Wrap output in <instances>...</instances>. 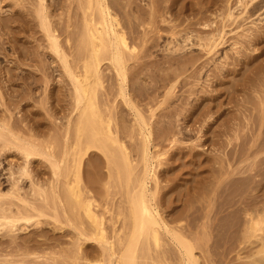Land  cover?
Masks as SVG:
<instances>
[{"label":"rangeland","instance_id":"rangeland-1","mask_svg":"<svg viewBox=\"0 0 264 264\" xmlns=\"http://www.w3.org/2000/svg\"><path fill=\"white\" fill-rule=\"evenodd\" d=\"M28 1L29 0H27V1L23 0V2H22L23 3L22 4L23 9L22 8L18 9V7L13 6L10 1L8 2V0H0V22H1L0 24L3 25V27L0 26V43L4 46L3 48L5 49L4 53H0V111L2 110L0 112V118H2V116L3 117L4 116L10 117L11 122H14L15 125L17 122L18 132L20 135H23L24 137L27 138L31 134V135H33V139H35L37 141V143H41V144L43 143V144L48 145L47 143L49 142V144L51 146H54L55 143L57 142L56 139L60 138V140H58V143L60 142V144L56 143L57 146L53 147V151L56 154L57 153L56 151L60 152L62 149L61 142H63L62 138H63V135L65 133V130H64L65 125H66L65 123H66V120H67L69 115L71 118L70 122L72 121V123H70V126H69L70 134H69V139H68L69 143L67 144V148L70 149L72 144L75 143L74 123L76 122V115H75V113H71L72 112L71 103H73V100H72L71 93H70V86L68 85L66 80L62 79L63 81L62 80L60 81V79H61L59 76L60 75V69L58 66L57 59L50 52H47L45 49L44 50L41 49V47L45 48L47 43L45 41V38L43 37L42 31L40 30V28L38 26V19L36 17V13H35L36 8H37V3H36L37 1L34 0V1H36V2H34L33 0H30L29 3H28ZM31 1H33L34 3ZM86 1L87 0H54V1L53 0H49V1L45 0V3H44L46 6V9H47L48 16L50 17V20L52 22L55 20H56L55 22L60 21L57 24H55V22H53L55 24V26L53 25V28L59 34L60 41L62 43H64V48H65L66 53L69 55L68 59H69L72 67H74L77 64L75 61V58L73 56L74 47L77 45L78 40L80 39V36L82 34L83 27H84L83 6H85ZM115 1H117V0H115ZM259 1H260L259 9L260 8L261 9L258 10L257 14H254L249 19H247L246 17L248 15L246 14V12L245 13L241 12L242 7L240 6L241 7L240 8L239 4H237V2H235V0H226V1L225 0H183V1L181 0L182 7H180L181 3H179L178 4L179 8L176 6L171 11L172 13L168 12V14H167V12H165V13H163L164 15L162 14L160 17L156 18V23L154 25L153 24L147 25L148 23L146 21H148V19H147L145 14L149 10L150 0H126V3H125V0H119L118 3H116V2L113 3V4H115V6L111 3L112 0H108V5L112 9L110 11H111L112 15L116 16L118 18V20H120L119 22L122 25L119 28H121V30H124L123 32H124L125 36H127L126 39H127V42L130 46L139 45L142 42V37H144V33L147 34L146 38L149 37V35H150V37H149L150 41L156 40V42H157L156 47L157 48L156 47L154 48L153 54L149 57L150 59L148 58L149 60H151V62H153V61L154 62H160V60H162V58L165 56L164 53L168 54L167 51L165 52L163 50H165L166 48H169L168 47L169 45H170V48L173 45V44L168 43V41H171L174 39L171 36V33H170L171 27H169V26L175 25L178 30L183 29V27H184L183 25L186 26L190 22H193V21L196 22L198 20V17H199L201 22L208 20V18L210 21L214 20L217 22V21H219V20H216V19H218L217 17H219L222 14L223 8L227 4H228V7H230L229 9H231V11L233 12V14L235 16L240 14L238 21L244 15V17H242L244 19V21H243V19H241L240 23H235L234 24L235 28L232 25H231L232 28H231V26H229V28L227 27L228 29L225 28V32H226V30H229L226 33V35H228V34L229 35L228 36L225 35L226 38L227 37L228 38L224 39L225 42L221 45V47L219 46V49L217 48V51H216L217 53L215 52V55L212 56L213 59L211 58L210 60H208V58L202 56V58L196 64V66H198L197 70L195 68H188V70L182 76H180V78L178 79V82L176 83L175 94H174V97L172 98V99H176V100H172V103H171L170 107H168V109L173 111V109L176 110V108H177V110H179L180 112L182 110L180 117L174 118L175 121H177V122L179 120V122L177 124L178 126H176L174 128V131H178L181 128V130L179 132H177V134H178L177 136L179 137L178 138L179 142L176 143L174 147H172L170 145L169 141H163V143H162V141H160V138L155 139V137H157L159 134V131H156L154 133L155 134L158 133V134L155 135L153 133V135H154L153 136V138H154L153 142L157 145H155L153 143V145L150 148L152 154L154 151H155L154 154L155 153H162V152H166V154H167V156L165 155V156H163V158L161 157V160L158 161L159 163H161V166L158 165V162L154 163V166H155L154 171H155L156 177L158 179L157 201H159V203H160V211L163 212L162 216H165V217L167 216L168 224L170 226H176V224L179 225V223L170 220L171 219L170 217L175 215V214H180L182 212V210L184 208H186L188 206V204H190V201L194 200L193 201L194 206L197 205V207L199 208V209H197V207H196L195 209L194 208L191 209L192 210L191 212H195V213H192L191 215L192 216L195 215V217H191L190 215L187 217V218H190V217L192 218V219L190 218L191 222L192 221H193V223L195 222L194 223L195 226H193V223H191L192 224V226H191V224L189 223V220L187 218L181 219V223H180L181 225L182 224H184V225L189 224L187 227L188 230H186V232H187L186 234L190 235L187 238L191 241V243L195 247L194 248V254H195V257L198 259V264H264V262L259 261V259L257 258V255L255 254L256 250L260 247V243H261V240L259 242V239H261L262 237H259V236H262V235L258 234L259 236H256L253 238H248L247 235L245 234L246 233L245 232L246 226L244 227V225L248 224V222L246 220L249 218V215L253 216V218H254L255 216H259L260 214H262L264 212V210H263L264 209V130L263 129L258 130V127H256V128L253 127L254 122H256V120H255V118H256L255 115H257L256 111H254V114H253V111H251V112L246 111V109L248 111L252 110V105H253L252 103L256 102V101L251 102V107H247V105L250 106V104H249L250 101L256 100V98H254L253 100H249V103H248L246 100V97H244L245 95L249 94V92L251 95L253 94V92H255L253 89H250V88L246 89L245 88L247 86V82H246V86L244 85L245 86L244 90H242V88H243L242 85L241 86L238 85L233 90H231L230 87H228V91L231 90L232 92H234V94L232 92H228L226 90V88H227V86H229V84H230V86H233V84H232L233 81L235 84L237 79H239V78H241V80H242L243 77H246V81H247L246 70L249 69L250 66L248 65L247 69H246V65H247L246 60L247 59L245 58V56L243 57L245 60L242 58V56L244 54L245 55L251 54V53L253 54L256 51L259 53L260 49L262 48L263 49V54H262L263 56L262 55L259 56L257 58V60H255L256 63L253 61V63H254L253 66H255L256 68H258V67L261 68L264 65V63H263L264 62V37H263L264 36V5H262L261 0H259ZM208 2H210V3H208ZM50 3H52V4H50ZM234 4L238 5V6H236V8L239 7V10L234 7L235 6ZM263 4H264V2H263ZM130 5H131V7H130ZM26 7H28V9ZM128 7H130V8H128ZM177 9H179V10H177ZM190 9H191V12H190ZM10 11L12 12L11 15H14V18L12 16L13 19L10 17L11 16ZM15 11L16 12L18 11L20 13L24 12V14L26 16H28L29 18L26 17L24 14H20L17 12V14H20L21 17L23 16L22 18L25 17V19H21V18H19L20 17L19 15H17V14L15 15V13H16ZM29 11H30V13H29ZM234 11H235V13H234ZM139 12H140V14H139ZM141 14L143 16L145 15V17H143L142 20H139V19L135 20L134 19L135 17L137 18L138 16L142 17ZM204 14H205V16H204ZM217 14H218V16H217ZM131 15L133 18L130 17ZM199 15H201V16H199ZM6 16H9L8 17L9 19ZM30 16H32V17H30ZM2 18L3 19L7 18L9 21H7V19H6V22L2 23V20H1ZM10 18H11L12 23H10ZM131 18H132V20H130ZM245 18H246V20H245ZM163 19H164V22H163ZM133 20H135V21L132 22ZM7 22H8V25H7L8 27L6 26V24H4ZM13 22H15V23H13ZM138 22H141V23H138ZM178 23H180V24H178ZM218 23L219 22H217V24ZM59 24H61V25L59 26ZM143 24H144V26H143ZM237 24H239L238 25L239 27H237ZM152 26L153 27L155 26L154 28L156 29V32H154V34H152L153 33L152 31H154L155 29ZM167 26L169 27V28H167L168 30L166 29ZM194 28L197 31H199V30H201L202 27H200L198 25ZM151 29H153V30H151ZM65 30H67V31H65ZM182 33H184V31H182ZM243 33L244 34L246 33L247 35L250 34V39H249L250 42L253 39H255L256 37H260V40L258 39L257 42H254L255 44L252 41L251 42L252 44H251V43L247 42V39L241 38V35ZM75 34H76V36H75ZM238 34H241V35H238ZM261 37H263V38H261ZM66 39H69V42L66 43ZM237 41H239L238 42L239 44L236 43ZM166 44L167 45L169 44V45L165 46ZM164 47H166V48L164 49ZM192 47L190 49H188L190 51H188L186 53V57H188L187 59L200 58L199 56H196L197 54L199 55L202 53V52L200 53V51H199L200 49L195 48L196 46H192ZM162 48H163V50H162ZM254 50H256V51L254 52ZM25 52H26V55H23L24 57L21 58V59H24V60H22L23 61L22 62L20 57H22L21 54L22 53L24 54ZM37 52L38 53L41 52L42 54L40 53V56L39 55L37 56L36 55ZM242 53H243V55H242ZM27 54H28V56H27ZM45 54L46 55L48 54V55L46 56ZM201 55H203V53ZM194 56H196V57L194 58ZM186 57L185 58L183 57V58L186 59ZM52 58H54V60ZM241 59H243V60L239 61ZM205 60H207L209 62H208V64H205V67L202 68V72H201L200 71L201 70L200 68L202 67L201 63L205 62ZM30 61H32V62H30ZM33 61H35L36 64L33 63ZM245 61H246V63H245ZM14 62H15V64H14ZM241 62L243 64H241ZM106 64H107V62L104 63V66ZM252 64H250L251 67H252ZM260 64H262V66ZM14 65H15V68L13 67ZM221 65H223V66H221ZM16 66L17 67L19 66L20 68L16 70ZM46 66H47V70H46ZM50 66H52V67L55 66V67L53 69H51ZM105 67H103L104 70H102L103 71L102 74L104 73L103 74V88H101L98 91V102L100 104L101 111L103 113L107 114V112H110V110H112L113 112L118 111L122 106L117 104L118 108L115 110V104H116L117 100H116V102L112 103V97L115 96V91H116V87H117L116 83L117 82L111 74L110 75L112 77H110V75L108 73H111V72L107 73L108 70L106 71ZM206 67H207V69H206ZM13 68L15 69L14 72L11 71ZM220 68H222V69L228 68V71H232V72H229L227 74V76H226V74H224L225 77L222 78L219 75V74H221L218 70ZM54 69H56V70H54ZM204 69H206L207 73L205 72ZM241 69L243 71V72L242 71L241 72L244 76L241 75V72H240ZM25 70H27V71H25ZM28 70L32 71L33 73L32 72L31 73L33 75H35L36 78H34V76H32V74ZM51 70H52V73H51ZM235 70H239V72H234ZM253 71L254 72L248 71L249 74L251 73V75H252L251 76L248 74L249 79L252 81L254 79L253 82H257L256 77L258 76L259 73L254 74L256 71H255V69ZM8 72L12 73L13 75L15 74L14 77L12 75L10 77L9 76L10 74ZM42 72H45L49 75L46 77L45 75H43ZM191 73H192V75H193V73L194 74L196 73V75H198V73H199L200 75L196 76L197 78H194V77H192ZM52 75H53V77H51ZM107 75H109V76H107ZM239 75H241L242 77H239ZM30 76H32L33 78L31 77L32 79L31 78H29V79L34 83L29 81L28 77H30ZM214 76L216 77L215 81H217V78H219V79H222V81H225L226 85L228 84L227 86L225 85V87H224V85H222L226 90L225 93H224V88L222 86H220L221 87L220 88L219 86L216 85L217 83L212 81L215 79ZM217 76H219V77H217ZM55 77H58V79H56ZM233 77H235L236 79L234 80ZM105 78L107 80H105ZM182 78L183 79L186 78L185 79L186 82ZM53 79H54V81H53ZM112 79L115 82V83H113L115 85L112 84L113 81H110ZM130 79H131V77H130ZM151 79L154 80L157 78H148L145 76V77H143L142 80H138V81H142L139 83H142L143 87L140 86V84L138 86H140L142 90H143V88H146V87L148 89L149 86L154 85L153 81ZM232 79H233V81H232ZM56 80L58 81V83ZM241 80H238V81H241ZM51 81H53V82H51ZM59 81L61 82L60 83L61 85H59ZM231 81H232V83H230ZM45 82L47 83V85L45 84ZM62 82H66V83H62ZM182 82H184V83H182ZM215 85L219 88H216ZM63 86H67L68 89L66 87L64 88ZM178 87H181L180 90L178 89ZM149 88H151V87H149ZM152 88L150 90H152ZM237 89L241 90L242 92L245 91L243 93H246V94L243 96L242 94H240L242 92L238 91ZM142 90H140V91H142ZM215 91H217L218 95L220 93L219 97L217 96V94H214V93H216ZM235 91L236 92L238 91V92L235 93ZM247 91H248V93H247ZM110 92H112L111 94H113V95H110ZM155 92L150 93V96H149L150 99H152L153 94ZM164 92H165L164 88H162V90L160 88L158 89V93L157 92H156L157 94L155 93L157 100H161V96L164 94ZM176 92H177V94H176ZM227 92H228V94H227ZM226 94L229 96L228 99H226V97H227ZM250 94L248 95V97L251 96ZM254 94L258 96V94L256 92ZM29 95L31 96V98ZM158 95H160V96H158ZM255 95H252V96L254 97ZM28 96H29V99H28ZM213 96H215V97L217 96L219 101H222V104L224 102L223 107H222V111H224L223 113H225V114L222 113V116L221 115L219 116V115H217V113H215L213 116H216V117L218 116L217 119H219V120H217V122L214 121L213 122L214 124L211 125L212 127H210V128L205 127V125L202 126L203 123H201L200 121H198L200 123H198V122L194 123V120L196 121V118L198 115L196 113L201 112V111H199L201 107H205V105L203 106V102H205V100H207L208 104H209V100L213 99L212 98ZM185 97H187L189 101L188 100L186 101L187 98L185 99ZM242 97L245 98L244 100H246V102L248 104L246 103V105H243V104H245V101L242 99ZM183 98H184V101L181 100ZM234 98L238 100L239 104L241 102H243L242 105L244 108L245 107L246 108L245 109L241 108V110H244V111L241 112V110L238 109V107L240 108V107H242V105L241 104L236 105L237 100H235ZM196 99H197V101H196ZM203 99H205V100H203ZM229 99L231 100L230 101L231 104L228 103ZM118 100H119V98H118ZM180 101H181V103H180ZM185 101H186V104L185 103L182 104V102H185ZM216 101L217 100H215V102L213 103V105L215 104L214 106H216ZM225 101H227V102H225ZM233 102H234L235 106L233 105ZM24 103H26V104H24ZM139 103H138L139 105L138 104L137 105H138V109L140 110L141 114L143 115L144 118H146V119L149 118V116H150L149 107H152L153 105L150 106L151 104L148 103V100L147 101L146 100L140 101ZM217 103H218V101H217ZM153 104H155V103H153ZM177 104H180L181 106L180 105L177 106ZM194 104H197L196 107L194 108V111L196 112L199 109L198 112H196V113L194 112L193 113L194 116H187L190 114H187L188 112H185L184 110H186V111H189V109L191 110L192 106ZM143 105L145 106V108L143 107ZM232 105H233V107H232ZM179 106L181 108H178ZM182 106H184V108ZM174 107H176V108H174ZM248 108H250V110ZM124 109L126 111H124ZM124 109H123V111H124L125 115L123 114V111H122L123 117L128 118L130 121V122H126V121H128L126 119L125 125L129 126V123L131 124L128 127L129 129H127V130H129V132H131V134H133V139H129V137L125 136V135L123 136V132H121L119 134L118 139L121 140V142H123V144L126 146L127 150L130 151L131 159H132L133 164L135 166V173L139 174L141 171V164H137V162L139 160L138 156L134 155L135 152L133 154L131 151L140 145L141 136L138 132L137 127L134 126L135 124L133 123L134 122L133 113L130 112L126 107ZM201 110H202V108H201ZM238 111H240L241 116L238 114L239 113ZM46 112H48L49 115H48V113L46 114ZM243 112L245 114L250 113L251 115H249V116L251 119H249L247 115L245 117L246 119L245 118L243 119V117H242V115L244 116ZM65 113H67V115ZM126 113H128V114H126ZM36 114H39V115H36ZM182 114H184V115H182ZM236 114H238L240 116V118L242 119V120L240 119V121H242V122H240V126H239V121H237V119H236V117H237ZM11 116L14 117V119L16 118V121ZM63 117H64V119L66 118V120H64ZM184 117H186V119ZM224 117L226 119L229 118L227 120H230V121L227 122V120H226V122H224L225 121ZM232 117H234V119ZM115 118H117V115L115 116ZM189 118H191V119H189ZM247 118L249 119V122H248ZM174 119H173V121H174ZM192 119H194V120H192ZM222 119L224 121L222 123H220L222 121ZM243 120L246 123V125L244 124ZM60 121H61V123H60L61 125L59 124ZM234 122H235V124H234ZM56 123L58 124L57 126L59 128L57 126H55ZM223 123H224V125H223ZM242 123H243V126H242ZM62 124L64 125L63 129H62L63 130L62 133L55 131V130L61 131ZM244 125L247 126L249 129L247 127H245ZM225 127H227V128H225ZM177 128H179V129H177ZM205 128H207V130ZM245 128H247L248 130ZM113 131H114V127H113ZM237 131H239V132H237ZM49 132H51L52 134L55 133L54 137L52 136V134H48ZM57 132L59 134H57ZM180 132L182 134H179ZM238 133H239V135L242 133L243 134L242 136L247 134V137H243L244 139L242 138L241 135H240L241 138L239 137V135H238L239 138L234 137V136H237L236 134H238ZM60 134L62 137L60 136ZM125 134H129L128 131ZM212 134H214V135H212ZM58 135H59V138H56V136L58 137ZM47 137H49V138L51 137L50 140H52V141L50 142V140ZM233 137L235 138L234 141H232ZM53 138H55V139L53 140ZM175 138H177V137H175ZM245 138H247V140ZM125 139H127V141ZM239 139H240V142H239ZM241 139H243V140H241ZM228 140H231L232 142L231 141L229 142ZM155 141H157V142H155ZM241 141H243L244 143ZM8 142L9 141L4 142L3 140H0V155L2 154V156H0V166H1V170H0V173H1L0 174V184H1L0 186L1 187H0V190L3 189L5 191V193H6V190H8L9 187H11L10 186L11 180L7 178V176L9 177L8 169H10L12 167H13V169L15 167L17 168L19 165H21L23 163L22 158L20 159V156H22V155L18 154L19 153L18 151L12 150L13 149L12 145L10 144V142L9 143ZM234 142H236V143L233 144ZM199 143H201V144L203 143V144L201 145ZM205 143L207 144V146L204 145ZM209 143H213V144L210 145ZM222 143H224V144L222 145ZM225 144H228L229 146L228 145L225 146ZM6 145H7V147H5ZM195 145H197L198 148L202 147L203 151H200L201 149L196 148L197 146L195 147ZM199 145H201V146H199ZM233 145H234V147H233ZM222 147H224V149H221ZM229 147H232L233 150ZM54 148H55V150H54ZM225 148L226 149L228 148V149L226 150ZM167 149L169 150L168 152H167ZM229 149H231V150H229ZM3 150L6 152H3ZM228 150L230 152L232 151L231 157L226 155V152H229ZM10 151H11V154H10ZM198 152H199L200 157L198 156ZM196 154H197V156H196L197 159H196V157H194ZM200 154H202V156ZM177 155H178V157H177ZM180 155H182V156H180ZM228 155H230V153H228ZM172 157H174V158H172ZM195 159L199 160V162L196 161ZM216 159H217V162L219 161V163L214 161ZM69 160H70V158L67 157L68 162H69ZM91 160L93 163V160H94L93 157L91 158ZM206 160H207V164L204 165ZM35 162L40 163V164L37 163L39 166L36 163H34V161H33V164H35L37 166L32 165V163L30 166H33V169H32V167L29 166L30 169L34 170L33 171V176L35 177L34 182L38 183L41 180L40 182L44 181L42 183V184H44V183L52 180V175L50 173V168H49L48 164H46L45 161H40V160L35 161ZM68 162H66L67 165H68ZM88 162L86 161V164L84 163L85 164L84 167L87 166L83 169L84 173L87 171H90V167H89ZM201 163H202V165H201ZM219 164H221V167L222 166L223 167L221 168ZM98 165H99V167H101V172H103V175H104L102 180H101V184L96 182V180L94 178L95 172H92L91 173L92 179H94L93 181L95 183L92 184L91 186H89V188L87 190H89V192H90L89 193L90 197L95 201L96 208L94 210L98 211V213H100L103 217V223H104V229L106 232V237L109 241H111L113 243V251H115L117 253L121 249V245H119V241L117 240L116 233L118 234V236L120 238H123V236L125 234V226L122 225L123 215L125 212L124 190L120 185L121 183H118L117 181L112 180L110 182L109 193H108V195H106V192L104 189V186H105L104 184L108 180L107 170H106V167H104L103 163H100V164L98 163ZM164 167H166V168H164ZM16 168L14 170H16ZM161 168H162V170H160ZM169 168H170V171L168 170ZM212 168L214 170H212ZM220 168L222 171H225V174L228 177H225V176L223 177V175H225V174H223V172L221 170H219ZM167 170H168V172H167ZM211 171H213V172H211ZM214 171L215 172L217 171V173H214ZM219 171L221 172L220 174H219ZM232 172H233V174H232ZM165 173L168 176L167 175L165 176ZM2 174H4V175H2ZM215 174H217L218 179L221 181L225 178L223 181L226 180L228 183L227 182L225 183L223 181L222 182L224 183L223 185H226V186H223L222 184H220L221 181H219V183L216 185V182L218 181V179L216 178ZM229 174H231V175H229ZM163 175H164V177H163ZM201 175H203V176H201ZM200 176L202 178L204 177L203 178L204 181H202V178ZM166 177H167L168 181L166 180ZM230 177H232V180H233V181L231 180L232 183H231V181H228V178L230 180ZM37 178H39V181ZM164 178H165V181H164ZM35 179L37 181H35ZM211 179L213 181H216V182H214L213 187L211 186V184L213 182ZM9 180H10V182H9ZM28 182L29 181L26 179L23 180V183H22L23 189L27 190V188L30 185V182L29 183ZM190 182H192V183L190 184ZM8 183H9V186H8ZM150 183H152L151 185L149 184L151 186V189L154 190V181H151ZM219 184L221 185V187H219L220 186ZM245 184H247V187ZM162 185H164V187ZM173 185H175V186H173ZM176 185H179V186H176ZM189 185H191L192 189L189 188L190 187ZM180 186H181V188H180ZM206 186H208V187L206 188ZM209 186L211 188H214V186L219 187V190L217 187L214 196L212 195V189ZM222 186H223V188L228 187V189L224 190L222 188ZM183 187L185 188V191H184V189H182ZM178 188L181 189L180 192L178 191ZM243 188H245V190ZM171 189L177 190L178 192L173 190L175 192V193H173V192H171L172 191ZM208 189H209V191H208ZM240 189H242V190H240ZM220 190H222L223 192ZM2 191H0V192L2 193ZM4 191H3V193H4ZM169 191H170V194H169ZM239 191H240V193L242 191H245V192L238 194ZM183 192L184 193L186 192V194H184ZM220 192H221V198H220ZM166 194L169 196L171 195L169 197V199L171 198L170 206L173 207L172 212H170L171 207H167L168 204H164L168 200V198L164 199ZM176 194H177V196H176ZM237 194L239 195V197ZM222 195H224L225 198L223 197V199H222ZM194 196H196V197H194ZM242 196L243 197L245 196V197L243 198ZM161 197L163 199L159 200ZM176 197H177V199L180 197L181 201L176 202L177 201L175 199ZM191 197H193V198H191ZM199 199L201 200V202ZM209 199L213 200V206H212L213 209L211 212H209V214L207 216L206 214L210 208V207H208V200ZM223 200H225V201H223ZM174 201H175V203H174ZM217 201L219 202V204ZM226 201H229V202H227L225 205ZM234 201H235V203H233ZM198 202L203 203L204 207L200 206L202 204H200ZM216 203L218 205H216ZM232 203H233V205H232ZM221 204H222V206H221ZM229 205H232V206L228 207ZM200 207H202L201 210H200ZM207 207H208V209H206ZM220 207H221V209H220ZM223 207L226 209H224ZM216 208L218 210L215 211L214 209H216ZM49 209L50 208H48L47 212H49V214H50L52 211ZM175 210H177V211H175ZM222 210H224V211H222ZM262 210H263V212H262ZM174 211H175V213H174ZM199 211H200V214H196V213H199ZM217 211H219V212H217ZM242 211H243V213H242ZM245 212H247L248 216H244ZM75 213L76 212L74 211V213H72L71 217L73 218V216H74L73 220L77 224V223H80L81 220L76 219ZM212 213L215 214V216ZM226 215H227V219H229V220L226 219ZM228 215L229 216L231 215L232 217H229ZM196 217L199 218L198 219L199 221L196 220ZM210 217L213 219V220L211 219L212 223L208 222V221H211ZM246 217H248V218L246 219ZM231 219H232V222L230 221ZM39 220L40 221L38 224H33L35 226H33V225L31 226L30 224H28L29 226H27V228L24 229L28 233H26L25 231H23V232L21 231V232H19L20 235L18 234L19 236L16 234L15 235L16 240H10V238H8V237L7 238H1L0 237V240H1L0 241V247H2V248H0V255L1 256H7L8 259L14 260L17 262L20 261L19 259H26V261H31L33 259L31 256H29L28 258L21 256L23 251L27 250L28 253L34 252L35 254H37L39 256H45L48 258V260H45V258H41L38 261L33 259L34 261L39 262L41 264L43 263L42 261H44V260H45L44 263L46 262V264H59V262H60V264H84L83 260H79L77 263L74 262L75 261L74 252H75V245H76L75 243H76V236L77 235L74 231H72L71 228L64 227L61 231H59L56 227L57 224L54 222V220L52 218L41 217ZM214 221H216V224L214 223ZM226 221H228L227 223H229L230 225L229 224L227 225ZM245 221L247 223H245ZM54 223H55V225H54ZM210 223L212 225H210ZM214 225H215V227L217 226L216 229H215ZM232 225H233V227H232ZM106 226H109V227H106ZM225 226H226L227 230H226ZM191 227H194V228L192 229ZM231 229H232V231H231ZM41 230L44 232H42ZM230 231H231V233H230ZM40 232H42V234ZM191 232H192V234H191ZM211 233H212L211 239L214 238L213 240L210 239ZM31 234H32V236H31ZM228 235H229V237L231 235V237L227 238ZM17 237H19V238H17ZM257 237H258V239H257ZM21 239H23V240H21ZM167 239H168L167 237H164L162 247L160 248V250L156 251L157 253L160 252L161 254L160 253L159 254L161 256L159 254H157L156 252H153V253L150 252V254H149L150 258L148 256H146L145 258L139 259L138 263L139 264H152L153 263L152 260H156V261H161V262L164 261V262H167L168 264H181V260H180L181 256L179 257L180 253H179L178 249H176L177 247L174 244L170 245V243H172V242H169L170 240L168 239L169 240L168 241ZM24 240H25V242H24ZM209 241H211V242L209 243ZM208 245H209V247H208ZM13 246H14V248H12ZM164 246H166L167 249ZM200 247L203 248V250ZM81 248H82L81 249L82 253L84 255L87 254L88 258L89 259L91 258L90 260H92V261L102 260L103 264H109L108 263V260L110 261L109 253L107 251H103V249L97 243L94 244V242H89V243L85 242V244H83V242H82ZM172 248H174V249H172ZM201 250L203 251L204 254L201 252ZM209 250L211 251V253ZM169 251H171L170 252L171 255L169 254ZM48 252L49 253L52 252V253L49 254ZM80 254H81V252H80ZM83 254H81L80 256L83 257ZM53 255H55V256H53ZM52 256H53V261L51 260ZM16 257H17V259H16Z\"/></svg>","mask_w":264,"mask_h":264},{"label":"bare ground","instance_id":"bare-ground-1","mask_svg":"<svg viewBox=\"0 0 264 264\" xmlns=\"http://www.w3.org/2000/svg\"><path fill=\"white\" fill-rule=\"evenodd\" d=\"M9 1L11 2V4L13 6L18 7V9L22 8L23 0H8V2ZM29 1H28V3H29ZM33 1H31V2H33ZM36 1H34V2L37 3V8H36L35 13H36V17L38 19V26H39L40 30L42 31L43 37L45 38V41L47 43L46 47L45 48L41 47V49L42 50L45 49L47 52H50L57 59L58 66L60 69V75L59 76L61 78V79L60 78L59 79H60V81L62 79L66 80V82L70 86V93H71V97L73 100V103H71V105H72V112L71 113H75V115H76V122L74 123L75 143L72 144L70 149L67 148V144L69 143L68 142L69 134H70L69 126H70V123H72V121L70 122V119H71L70 115L68 116L67 120H66V118L64 119V117H63V119L66 120V123L64 122L66 124L65 129H64L65 133H64L63 138H62L63 142H61L62 149L60 152L56 151L58 154L57 153L55 154V152L53 151V147L57 146L56 143H58V140H60L59 135H58V137L56 136V138H59V139H56L57 142L55 143L54 146H51L49 144V142L47 143L48 145L43 144V143L42 144L37 143V141L35 139H33V135H31V134L27 138L24 137L23 135H20L18 132L17 122L15 125L14 122H11L10 117H7V116L3 117L2 116V118H0V140H3L4 142L9 141L10 144L12 145V148H13L12 150L18 151L19 152L18 154L22 155V156H20V159L22 158V161H23V163L21 162L22 163L21 165H19L17 168L15 167L16 170H14L15 168L13 169V167L8 169L9 177L7 176V178L11 180V184H10L11 187H9V189L6 190V193L3 189L2 190L4 191V193L2 190H0V191H2V193L0 192V237L1 238H7L8 237V238H10V240H16L15 235L16 234L20 235L19 232L25 231L24 229H26L27 226H29L28 224H30L32 226L33 224H38L40 221L39 219L41 217H44V218L50 217L57 224L56 227L59 231H61L64 227H69L72 229V231H74L76 233L77 236H76V243H75L76 245H75V252H74V258H75L74 262L75 263H77L79 260H83L84 264H103L102 260H95V261L90 260L91 258L89 259L87 254L84 255L81 251L82 242H83V244H85V242H88V243L94 242V244L97 243L103 249V251H107L109 253V257H110V261L108 260L109 264H139L138 263L139 259L145 258L146 256L149 257L150 252L153 253V252H156L157 250H160V248L163 245L164 237H167L170 241L168 239L167 240L169 242H172V243H170V245L174 244L177 247L176 249H178V251L180 253L179 257L181 256L180 257L181 258L180 259L181 264H198V259L195 257V254H194V248L195 247L191 243V241L187 238L190 235L186 234L187 233L186 230H188L187 227L189 224L188 225L187 224L186 225L180 224L181 219H183V218L186 219L189 215L191 217H195V215L194 216L191 215L192 213H195V212H191L192 211L191 209H193V208L195 209L197 207V205L194 206V204H193L194 200L190 201V204H188V206L186 208H184L180 214H175V215L170 217L171 218L170 220L179 223V225L176 224V226H170L168 224L167 216L166 217L162 216L163 212L160 211V203H159V201H157L158 179H157L155 171H154V169H155L154 163L161 160V157L163 158V156H165V155L167 156V154H166V152L154 154L155 151L152 154L150 148L154 143L153 142V139H154L153 133L156 131H159V134L156 133V134H158V136L155 137V139L160 138V141H162V143H163V141H169L170 145L172 147H174L175 144L179 142V140H178L179 137L177 136L178 135L177 132H179L181 130V128L178 131H174V128L176 126H178L177 124L179 122V120H178V122L175 121L174 118L180 117L182 110L180 112L179 110H177L176 107H174V108H176L177 111L175 109H173V111L168 109V107H170V105L172 103V100H176V99H172V98L174 97V94H175V88H176V83L178 82V79L180 78V76H182L188 70V68H195L197 70L198 66H196V64L202 58V56L206 57V58H208V60H210L212 58V56L215 55L217 48L219 49V46L221 47V45L225 42L224 39L228 38V37L226 38V36H228L229 34L226 35V33L229 30H226V32H225V28L228 29L229 26H231V25L234 26V28H235L234 24L240 23L241 19H243L242 17H244V15L238 21L240 14L235 16L233 14V12L231 11V9H229L230 7H228V4H227L223 8L222 14L219 17H217L218 19H216L214 17L216 20H219V21H217V22H219L218 24L214 20L210 21L209 18H208V20L201 22L199 17H198V20L196 22L193 21V22L188 23L186 26L183 25L184 26L183 29L178 30L175 25H173V26L168 25L169 27H171L170 33H171V36L174 38L173 40L168 41V43L173 44V45L170 48V45L168 44L169 45L168 46L166 44L165 46H168L169 48L164 47V49L165 48L166 49L163 50V48H162V50L165 52L167 51L168 54L164 53L165 56L162 58V60L159 59L160 62H154L153 61L154 62L153 63V62H151V60H149L150 59L149 57L153 54L154 48L157 46L156 40L150 41L149 40L150 35H149V37L146 38L147 34L144 33V37H142V42L139 45L130 46L127 42V39H126L127 36H125V34L123 32L124 30H121V28H119L122 25L119 22L120 20H118V18L116 16L112 15V13L110 11L112 9L108 5V0H87L85 3V6H83L84 27H83L80 39L78 40L77 45L74 47L73 56H74L77 64L74 67H72L71 63L68 59L69 55L65 51L64 43H62L60 41L59 34L53 28V25L55 26V24L59 23L60 21L55 22L56 21L55 20V21H53V22H55V24H54L50 20V17L48 16V13H47L46 6L44 4L45 0H36ZM261 1H262L261 2L262 5H264L263 4L264 0H261ZM115 2L118 3L119 0H117V1L112 0L111 3L113 4ZM235 2H237V4H239V7L240 6L242 7V8L240 7L242 9V11L240 10L241 12H244V13L246 12V14L248 15L246 17L247 19H249L254 14H257L258 10L261 9V8L259 9V7H260L259 6L260 5L259 0H237V1L235 0ZM125 3H126V0H125ZM179 3H181V0H150L149 10L145 14L147 19H148V21H146L148 23L147 25H149V24L154 25L156 23L157 17H160L165 12H167V14H168V12H171L176 6L178 7ZM208 3H210V2H208ZM50 4H52V3H50ZM237 4L236 5L234 4L235 8H236V6H238ZM113 5L115 6V4H113ZM130 7H131V5H130ZM130 7H128V8H130ZM180 7H182V3H181ZM239 7L236 9L239 10ZM26 8L28 9V7H26ZM177 10H179V9H177ZM17 12L15 13V15L17 14ZM190 12H191V9H190ZM18 13H20V12H18ZM29 13H30V11H29ZM234 13H235V11H234ZM11 14H12V12L10 13V15ZM20 14H24V12L23 13L21 12ZM20 14H17V15L20 16ZM139 14H140V12H139ZM218 14H217V16H218ZM145 15L144 16L142 15V17L138 16L137 18L134 16L135 17L134 19L135 20L136 19L142 20L143 17H145ZM9 16H6V17L8 18ZM12 16L14 18V15H11L10 17L12 18ZM199 16H201V15H199ZM204 16H205V14H204ZM22 17L20 16L19 18L25 19V17L24 18H22ZM26 17H28V16H26ZM30 17H32V16H30ZM130 17H132V15ZM7 18H4L5 20L2 18L1 19L2 23L6 22ZM11 18H10V23H12ZM132 18L130 20H132ZM246 18H245V20H246ZM8 19H7V21H9ZM135 20H133L132 22H134ZM243 21H244V19H243ZM163 22H164V19H163ZM13 23H15V22H13ZM138 23H141V22H138ZM4 24H6V26H7L8 22L4 23ZM178 24H180V23H178ZM60 25L61 24H59V26ZM198 25L200 27H202L201 30L198 29L199 31H197L194 28ZM238 25L239 24H237V27H239ZM0 26L3 27V25H1V24H0ZM143 26H144V24H143ZM168 26L166 27V29L169 28ZM232 26H231V28H232ZM151 30H153V29H151ZM65 31H67V30H65ZM182 31H184V33H182ZM152 32H153L152 34H154V32H156V29ZM238 35H241V34H238ZM75 36H76V34H75ZM263 37H261V38H263ZM241 38L247 39V42H249V43H251L252 41H253V43L257 42L258 39L260 40V37H256V38L254 37L255 39H253L250 42L249 41L250 34L247 35L246 33L245 34L243 33L241 35ZM67 42H69V39H66V43ZM238 42L239 41H237L236 43H238ZM192 46H196L195 48H199L200 53L201 52L203 53V55H201L202 53L199 55L198 54L196 55V56H199L200 58H195L196 56H194L195 59H193V58L187 59L188 57H186V53L188 51H190L188 49H190ZM3 47L4 46L0 43V53H4L5 49ZM261 49H260L259 53L256 50H254V52L256 51L257 53L255 52L253 54L251 53V54H247V55L244 54L243 55L244 52L242 53V55H243L242 58L245 56V58L247 59L246 60L247 63L245 61V63L247 64L246 69H247L248 65L250 66L249 69L246 70L247 81H246V77H243L242 80H241V78L237 79L236 83L234 84V81L232 79L233 83H232V81L230 83H232L233 86H230V84H229V86H227L228 84L226 85L225 81H222V79L217 78V81H215L216 80L215 76H214L215 79L212 80L215 83H217L216 85L219 87L222 85H224V87H225V85H226L227 91H228V87H230V89L233 90L238 85H240V86L242 85V87H243L242 90H244V87L246 86V82H247V86L245 88L246 89L247 88L253 89L258 94V96L254 94L255 92H253L252 95H255L253 97L249 92V94L253 97L252 98L250 96L252 98L251 99L250 97H248L249 94L245 95L246 93H243L245 91L242 92L239 89H237V90L241 91L242 93H240V94H242L243 96L245 95L244 97H246V100L248 103H249V100H253L254 98H256V100L250 101V103H249L250 106L247 105V107H251V102L256 101V102L252 103L253 104L252 110H250V108H248L250 111H248L247 109H246V111L247 112L253 111V114H254V111H256V113H257V115H255L256 116V118H255L256 122H254L253 127H255V128L258 127V130H262V129L264 130V65L262 66V64H260L263 68L262 67L256 68L255 66H253L254 65L253 61L256 63L255 60H257V58L263 54V49L262 50ZM40 53L37 52L36 55L40 56ZM21 55H22V57H20V59L24 57L23 55H26V52L24 54L22 53ZM27 56H28V54H27ZM183 57L184 58L186 57V59H184ZM52 59L54 60V58H52ZM243 59H241L239 61H242ZM22 60H24V59H21V61ZM30 62H32V61H30ZM105 62H107V64L105 65L106 67L104 66ZM208 62L209 61L205 60V62L201 63L202 64V67L200 68L201 72H202V68H204L205 64H208ZM33 63H35V61H33ZM14 64H15V62H14ZM241 64H243V63L241 62ZM250 64H252V67ZM221 66H223V65H221ZM13 67L15 68V65ZM54 67L50 66L51 69H53ZM103 67L106 68L105 69L106 71L108 70L107 73L111 72L108 74L109 75L111 74L117 82L116 83L117 87H116V91H115V96L112 97V103L116 102V100H117V102L115 104V110L118 108L117 104H119L120 106L123 107V108L121 107L118 111H115V112L110 110V112H107V114L103 113L101 111L100 104L98 102V91L101 88H103V74H104V73L102 74V72H103L102 70H104ZM19 68H20L19 66L18 67L16 66V70ZM13 69L11 70L12 72L15 71V69L14 70ZM206 69H207V67H206ZM206 69H204L205 72H206ZM254 69L256 71L254 74L259 73L258 76L256 77L257 82H253L254 79H253V81L249 79V75H251V73L249 74L248 71L254 72L253 71ZM46 70H47V66H46ZM54 70H56V69H54ZM218 70L221 73L219 75L222 78L225 77L224 74H226V76H227V74L229 72H232V71H228V68L227 69L226 68L225 69L220 68ZM25 71H27V70H25ZM28 71H30V70H28ZM241 71H242V69L240 70V72ZM31 72L32 71H30V73ZM234 72H239V70H235ZM242 72H241V75H243ZM42 73L46 77L49 75L45 72H42ZM51 73H52V70H51ZM9 74H10L9 75L10 77H11V75L13 77L15 75V74L13 75L12 73H9ZM109 75H107V76H109ZM111 75H110V77H112ZM191 75H192V73H191ZM199 75H200L199 73H198V75H196V73L195 74L193 73L192 77L197 78L196 76H199ZM241 75H239V77H242ZM32 76H34V78H36L35 75L32 74ZM32 76L28 77V79L31 78ZM145 76L148 78H157L154 80L151 79L153 81L154 85H151L149 87H151V88L153 87L152 90H150L151 88H149V87L147 89V87H146L147 85L145 86L146 88H143L144 91L141 89L140 86H142L143 84L139 83L142 81H138V80H142L143 77H145ZM51 77H53V75ZM130 77H131V79H130ZM217 77H219V76H217ZM55 78L58 79V77H55ZM106 78H105V80H107ZM233 78H234V80L236 79L235 77H233ZM185 79L186 78H184L183 80L185 81ZM238 80H241V81H238ZM29 81L32 82L30 79H29ZM53 81H54V79H53ZM53 81H51V82H53ZM60 81H59V85H61ZM110 81H113V79ZM66 82H62V83H66ZM32 83H34V82H32ZM57 83H58V81H57ZM113 83H115V82L113 81L112 84ZM182 83H184V82H182ZM45 84L47 85L46 82H45ZM139 84H140V86H138ZM113 85H115V84H113ZM217 86H216V88H219ZM63 87L67 88V86H63ZM181 87H178V89L180 90ZM159 88L161 90H162V88L165 89L164 94L161 96V100H157L156 95H155L156 92L158 93ZM140 90H142V91H140ZM226 90L224 88V93L226 92ZM231 90H229L228 92H232ZM112 92H110V95H113V94H111ZM151 92H155L153 94V97L151 96L152 99L149 98ZM215 92L216 93H214V94H217V91H215ZM228 92H227V94H228ZM237 92L235 91V93H237ZM232 93L234 94V92H232ZM247 93H248V91H247ZM176 94H177V92H176ZM29 96H28V99H29ZM158 96H160V95H158ZM217 96L219 97L220 93H219V95L217 94ZM217 96L216 97L213 96L212 97L213 99L209 100V104H208L207 100L203 99V100H205V102H203V106L205 105V107H201L202 110H201V108H200V110L198 109L199 111H201L199 113H196V112H198V110L196 112L194 111V108L196 107L197 104H194L192 106L191 110L189 109V111H186V110H184V111L188 112L187 114H190L187 116H194L193 113L195 112L198 115H197L196 121L194 119H192V120H194V123L200 121L201 123H203L202 126L205 125V127L210 128V127H212L211 125L214 124L213 123L214 121L217 122V120H219V119H217L218 116L216 117L213 115L215 113H217V115L222 116V113L224 112V111H222V107H223L224 102L222 104V101H219ZM228 97L229 96L227 95L226 99H228ZM244 97H242L243 100L245 99ZM30 98H31V96H30ZM118 98H119V100H118ZM186 98L187 97H185V99ZM197 99H196V101H197ZM145 100L146 101L148 100V103L151 104L150 106L153 105L152 107H149L150 116L147 119L143 117L140 110L138 109V105L140 104L139 102L145 101ZM181 100L184 101V98ZM187 100H188V98L186 99V101ZM215 100L218 101V103L216 101V106H214L215 104L213 105ZM235 100H237V99H235ZM246 100H244L245 104H243V102H241L240 104L246 105V103H247ZM186 101L182 102V104H184V103L186 104ZM230 101L231 100L229 99L228 103H230ZM225 102H227V101H225ZM153 103H155V104H153ZM180 103H181V101H180ZM24 104H26V103H24ZM237 104H239L238 100H237L236 105ZM144 105H143V107L145 108ZM178 105H180V104H177V106ZM233 105H234V102H233ZM233 105H232V107H233ZM243 105L240 108L238 107V109H240V110H241V108L245 109L246 107L244 108ZM180 106L178 108H181ZM125 107L130 112L133 113V120H134L133 123L135 124L134 126L137 127L138 132L141 136L140 145L131 151L133 154L135 152L134 155L138 156L139 160H138L137 164H141V171L139 174L135 173V166H134L133 161L131 159L130 151H128L126 146L123 144V142H121V140L118 139V136L121 132H123V136L125 135V136H128L129 139H133V134H131V132H129V130H127V129H129L128 127L131 124L129 123V126L125 125L126 119L128 120L126 122H130L128 118L123 117V114L125 115L124 111H126L124 109ZM182 107L184 108V106H182ZM123 109H124V111H123ZM122 111H123V114H122ZM242 111H244V110H241V112ZM238 112H239L238 114L240 115L241 114L240 111H238ZM47 113L48 112H46V114ZM67 113H65V114L67 115ZM126 114H128V113H126ZM223 114H225V113H223ZM238 114H236L237 115L236 119H237V121H239V126H240V122H242V121H240L241 115L239 116ZM36 115H39V114H36ZM48 115H49V113H48ZM116 115H117V118H115ZM182 115H184V114H182ZM246 115L248 116L249 119H251L249 116V115H251L250 113L249 114L244 113V116L242 115L243 119L246 117ZM12 118L14 119V117H12ZM184 118L186 119V117H184ZM232 118L234 119V117H232ZM173 119H174V121H173ZM189 119H191V118H189ZM227 119H229V118H227ZM227 119L224 117L225 121L222 119V121L220 123H222L223 121L226 122ZM249 119H248V122H249ZM14 120L16 121V118ZM228 121H230V120H227V122ZM200 122H198V123H200ZM243 122H244V120H243ZM60 123H61V121L59 122V124ZM234 124H235V122H234ZM244 124L246 125L245 122H244ZM57 125L58 124L56 123L55 126H57ZM223 125H224V123H223ZM63 126L64 125L62 124L61 131L55 130L54 128L53 129L55 131H58L59 133H62ZM242 126H243V123H242ZM113 127H114V131H113ZM245 127H247V126H245ZM225 128H227V127H225ZM247 128H245V129H247ZM177 129H179V128H177ZM205 129L207 130V128H205ZM127 131L129 134H125ZM239 131H237V132H239ZM58 132H57V134H59ZM181 132L179 134H182ZM48 134H52V133L49 132ZM54 134L55 133L52 134L53 137H54ZM212 135H214V134H212ZM236 135L237 136H234V137H238L239 133ZM240 135L242 136L243 134L241 133ZM240 135H239V137H240ZM245 135L242 136V138L247 137V134H245ZM60 136H61V134H60ZM175 137H177V138H175ZM234 137H233L232 141H234V139H235ZM47 138L50 140L49 137H47ZM54 139L55 138H53V140ZM243 139H241V140H243ZM245 139L247 140V138H245ZM125 140L127 141V139H125ZM51 141L52 140H50V142ZM228 141L230 142L231 140H228ZM155 142H157V141H155ZM239 142H240V139H239ZM241 142H243V141H241ZM235 143L236 142H234L233 144H235ZM58 144H60V142ZM199 144H201V143H199ZM209 144L212 145L213 143H209ZM223 144L224 143H222V145ZM155 145H157V144H155ZM201 145H199V146H201ZM204 145L207 146L206 143ZM227 145L228 144H225V146H227ZM196 146L197 145H195V147ZM5 147H7V145ZM233 147H234V145H233ZM196 148H198V146ZM229 148L232 149V147H229ZM168 149H167V152L169 151ZM200 149H201L200 151H203L202 147ZM221 149H224V147H222ZM231 149H229V150H231ZM54 150H55V148H54ZM3 152H6V151L3 150ZM228 153H230V155H228ZM231 153H232V151L226 152V155L231 157ZM10 154H11V151H10ZM200 155L202 156V154H200ZM0 156H2V154ZM180 156H182V155H180ZM196 156H197V154L194 157H196ZM198 156H199V152H198ZM67 157L70 158L69 162L67 161ZM92 157L94 159L93 163L91 160ZM177 157H178V155H177ZM172 158H174V157H172ZM196 159H197V157H196ZM39 160L45 161L46 164H48V166L50 168V173L52 175V180H50L44 184H42L44 181L40 182L41 180L39 181V178H37V179L40 183L34 182V178H35L33 176L34 170H32L33 166H30L31 163H32V165L37 166L40 163L37 162L38 163L37 164L35 161H39ZM33 161L37 165L33 164ZM86 161L87 162L89 161L88 163H89L90 171H87L84 173L83 169L85 167H87V166L84 167V165L86 164ZM196 161L199 162V160H196ZM214 161L217 162V159ZM66 162H68V165ZM98 163L99 164L103 163L104 167H106V170H107L108 180L104 184L105 185L104 189H105L106 195H108V193H109L110 182L112 180L117 181L118 183H121L120 185L124 190L125 212L123 215L122 225L125 226V234H124L123 238H120L118 236V234L116 233V237H117V240L119 241V245H121V249L117 253L115 251H113V243L111 241H109L106 237V232H105L104 223H103V217L100 213H98V211L94 210L96 208L95 201L90 197V195H89L90 192H89V190H87L89 188V186H91L92 184L95 183L93 181L94 179H92V175H91L92 172H95L94 178H95L96 182L101 184V180H102L104 175H103V172H101V167H99ZM217 163H219V161ZM205 164H207V160L204 163V165ZM158 165L161 166V163L158 162ZM201 165H202V163H201ZM219 165L221 167V164H219ZM29 166L32 167V169H30ZM164 168H166V167H164ZM221 168L219 170H221ZM0 170H1V166H0ZM160 170H162V168ZM168 170L170 171V168ZM168 170H167V172H168ZM212 170H214V169L212 168ZM211 172H213V171H211ZM222 172H223V174H225V171H222ZM214 173H217V171L216 172L214 171ZM220 173L221 172L219 171V174ZM232 174H233V172H232ZM2 175H4V174H2ZM166 175L167 174L165 173V176ZM215 175H216V178L218 179L217 174H215ZM229 175H231V174H229ZM201 176H203V175H201ZM224 176L228 177V176H226V174L223 175V177ZM163 177H164V175H163ZM203 178H202V181H204ZM25 179L30 182V185L27 188V190L23 189V187H22L23 180H25ZM10 180H9V182H10ZM166 180H167V177H166ZM231 180H232V177H230V180L228 178V181H231ZM35 181H37V180L35 179ZM151 181H154V190L151 189V186H150L152 184V183H150ZM164 181H165V178H164ZM219 181H221V180L218 179L217 182L213 181L211 186L213 187L214 182H216V185H217L219 183ZM232 181H231V183H232ZM221 182H220V184L223 185L224 184L223 182L226 183L227 181L225 180L222 183ZM191 183L192 182H190V184ZM245 185L247 187V184H245ZM8 186H9V183H8ZM162 186L164 187V185H162ZM173 186H175V185H173ZM176 186H179V185H176ZM189 186H190L189 188L192 189L191 185H189ZM223 186H226V185H223ZM223 186H222V188H223ZM207 187L208 186H206V188ZM217 187L218 186H214V188L210 187L212 189V195L213 196L216 192ZM219 187H221V185ZM219 187H218V190H219ZM180 188H181V186H180ZM182 189H184V191H185L184 187ZM209 189H208V191H209ZM223 189L227 190L228 187H224ZM243 189L245 190V188H243ZM173 190L171 191L173 193H175L174 191H177V190H174V191ZM180 190L181 189L178 188L179 192H180ZM240 190H242V189H240ZM220 191H222V190H220ZM242 192H245V191H242ZM241 193H240V191L238 192V194H241ZM169 194H170V191H169ZM184 194H186V192ZM166 196L164 197V199L168 198V200L166 199L167 201L165 200L166 202L164 204H168L167 207H171L170 206L171 198L169 199V197L171 195L169 196L166 194ZM176 196H177V194H176ZM194 197H196V196H194ZM223 197L225 198L224 195H222V199H223ZM238 197H239V195H238ZM191 198H193V197H191ZM220 198H221V192H220ZM162 199L163 198L161 197L159 200H162ZM175 199L174 200L176 202L181 201L180 197L178 199L176 197ZM175 201H174V203H175ZM223 201H225V200H223ZM200 202H201V200H200ZM200 202H198V203H200ZM227 202H229V201H226L225 205ZM233 203H235V201ZM233 203H232V205H233ZM200 204H202L200 206H203V203H200ZM218 204H219V202H218ZM218 204L216 203V205H218ZM232 205H229L228 207H230ZM212 206H213V200L209 199L208 200V207H210V208L206 214L207 216H208L209 212L212 211V209H213ZM221 206H222V204H221ZM208 207L206 209H208ZM48 208H50L49 210L52 211V212L50 211L51 212L50 214H49V212H47ZM172 208L173 207H171L170 212L173 211ZM197 209H199V208L197 207ZM201 209H202V207H200V210ZM220 209H221V207H220ZM224 209H226V208H224ZM214 210L216 211L218 209L216 208ZM263 210H262V212H263ZM74 211L76 212L75 213L76 219L81 220L80 223H77L78 225L73 220L74 216H73V218L71 217L72 213H74ZM175 211H177V210H175ZM175 211H174V213H175ZM219 211H217V212H219ZM222 211H224V210H222ZM242 213H243V211H242ZM196 214H200V211H199V213H196ZM213 215L215 216V214H213ZM244 216H248L247 212H245ZM229 217H232V216L230 215ZM190 218H187V219L189 220V223L191 224V223H193V221L191 222L192 218L191 219ZM247 218L248 217H246V219ZM198 219L199 218L196 217V220H198ZM211 219L212 218L210 217V220ZM226 219H227V215H226ZM212 220L208 221V222L212 223ZM227 220H229V219H227ZM216 221H214L215 224H216ZM230 221L232 222V219ZM246 221L248 222V224L244 225V227L246 226V230H245L246 233L245 234L247 235L248 238H253V237L259 236L258 234L262 235V236H259V237H262L261 239H259V242L261 240V243H260V247L256 250L255 254L257 255V258L259 259L260 262H264V238H263L264 237V212L262 214H260L259 216H255L254 218H253V216L249 215V218ZM246 221H245V223H247ZM227 222L228 221H226V223ZM55 223H54V225H55ZM194 223H193V226H195ZM211 223H210V225H212ZM228 224L229 223H227V225ZM33 226H35V225H33ZM191 226H192V224H191ZM106 227H109V226H106ZM214 227H215V225H214ZM232 227H233V225H232ZM191 228L193 229L194 227H191ZM216 228H217V226L215 227V229ZM225 228H226V226H225ZM232 229H231V231H232ZM226 230H227V228H226ZM231 231H230V233H231ZM25 232L28 233L27 231H25ZM42 232H44V231H42ZM42 232H40V233L42 234ZM191 234H192V232H191ZM210 235H211L210 236V239H211L212 233ZM31 236H32V234H31ZM230 237H231V235H230ZM230 237H229V235L227 236V238H230ZM17 238H19V237H17ZM213 239L214 238H212L211 240H213ZM257 239H258V237H257ZM21 240H23V239H21ZM24 242H25V240H24ZM210 242L211 241H209V243ZM164 247H166V246H164ZM208 247H209V245H208ZM0 248H2V247H0ZM12 248H14V246ZM166 249H167V247H166ZM172 249H174V248H172ZM201 249L203 250V248H201ZM202 250H201V252L203 253ZM171 251H169L170 255H171V253H170ZM80 252H81V254H83V257L80 256L81 255ZM50 253H52V252H50ZM159 253H157V254H159ZM210 253H211V251H210ZM21 256L22 257L24 256L25 258H28L29 256H31L36 261H38L41 258H45V260H48V258L45 256H39V255L35 254L34 252L28 253L27 250L23 251ZM53 256H55V255H53ZM53 256L51 257L52 261H53ZM16 259H17V257H16ZM33 259L31 261H26V259H19L20 261L17 262V261L8 259L7 256H1L0 255V264H41L39 262L34 261ZM44 261H42L43 262L42 264H46V262L44 263ZM152 261H153L152 264H168L167 262H164V261H162V262L156 261V260H152ZM59 264H60V262H59Z\"/></svg>","mask_w":264,"mask_h":264}]
</instances>
